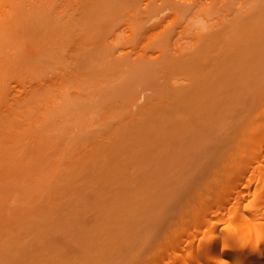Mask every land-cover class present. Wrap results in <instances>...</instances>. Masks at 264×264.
Returning a JSON list of instances; mask_svg holds the SVG:
<instances>
[{
    "label": "rangeland",
    "instance_id": "obj_1",
    "mask_svg": "<svg viewBox=\"0 0 264 264\" xmlns=\"http://www.w3.org/2000/svg\"><path fill=\"white\" fill-rule=\"evenodd\" d=\"M237 3L29 0L20 6L9 40L25 44L6 76L9 96L23 93L11 76L17 66L38 64L46 87L64 71L79 74L70 71L75 78L67 86L64 75L68 114L61 115L60 99L51 103L61 113L44 122L39 111L30 118L31 135L16 125L21 140L9 143L8 128L9 137L0 136V264H143L155 257L170 225L192 208L186 198L196 192L186 195L188 185L214 179L234 148L224 133L250 113L256 82L264 83V0ZM0 52L6 65L8 46ZM27 78L21 77L24 87H36L38 79ZM145 106L150 138L140 148L135 132ZM141 242L150 246L142 251Z\"/></svg>",
    "mask_w": 264,
    "mask_h": 264
},
{
    "label": "bare ground",
    "instance_id": "obj_2",
    "mask_svg": "<svg viewBox=\"0 0 264 264\" xmlns=\"http://www.w3.org/2000/svg\"><path fill=\"white\" fill-rule=\"evenodd\" d=\"M27 1L29 0H0V47L4 45L8 46L10 51L8 55L10 62H7L6 65L0 63V136L6 135L9 137L6 132L10 130L13 131L11 133H14L13 128L16 125H18L17 127H19V125L20 127L23 126V128L19 127L21 130L18 129L21 133L29 134L36 125L33 123L35 119L30 118L36 115L38 111L42 112L41 115H37L42 118V122L46 120L45 118H52L54 113H58L60 110L64 109L65 111L64 113L62 112L61 115L66 114L69 107L68 105L72 102L71 99V102H68V99L64 98V96L69 97L65 95V92H67L65 91L67 86L66 83L68 84V82H71L69 80L75 78L72 76V72L76 69H73L74 71L70 70L72 71L71 74L68 70L67 72L69 74L65 71L62 72L64 74L58 72L59 75L57 77L54 76L55 78L53 81L49 80L50 85L46 87L45 83H42L44 77L41 80L38 79L43 76L41 75L42 71H37L36 66H38V64H36L35 67L34 65H27L28 67L23 66L22 69L20 68L21 71L20 69H16L18 66L15 68L11 76L15 75L14 77L17 78L14 79H19L18 81L15 80V83L17 82L16 84H18L19 82L18 85L23 86V89H21L22 87L20 88L16 85L19 87L18 91L23 93L20 95L18 94L17 97L9 96L6 76L12 71V64L19 61L17 53L22 45L25 44L23 41L24 38L20 39L14 36L9 40V32L11 28H13V31L15 30L14 27L16 24L13 23L15 14L20 6L27 3ZM236 1L237 0H233V5H236L237 2L243 4V0ZM99 40L100 39L96 40V42H99ZM10 41L11 44L7 45L6 42ZM29 50L31 51V55L36 54V50L33 48ZM0 60H2L1 52ZM66 73L68 77L69 75L70 77L72 76L71 78L66 76V80L68 81L64 78ZM75 73L79 74L76 71ZM77 74L76 79L79 76ZM32 75L35 79L31 77ZM23 76L33 79L32 81L38 79L36 87L35 85L33 86L32 83L31 85L33 88L30 87L26 89L24 84L27 83H24L21 79ZM260 77L261 76H259V78ZM76 79L74 80L76 81ZM78 79V84L76 83V85L83 87V84L86 82L81 78ZM29 81L28 83L32 82ZM63 82L66 86L62 84ZM96 83H98V81ZM256 83H258L256 88L258 92L256 93L255 100L253 99L254 103L250 113L245 117H237L233 121V125L229 126L231 130L228 127L224 133L225 141L229 142L231 148L234 147L232 148L233 151L234 149L236 150L237 147L238 152L234 151L235 154H232L233 152L231 150L228 159L227 156V160L224 159L226 162H223L222 165L220 164L221 167L220 165L218 166V172L214 179L212 178L211 181L205 183L204 187L200 185L196 188V184L188 185L186 195L191 192H196L194 199L186 198L188 203L192 205V208L187 211L180 220L170 225L168 233L160 242V251L151 260L143 258V264H264V83L260 86H263V88L259 87V83H261L260 79H258ZM58 86L63 88L62 91L58 89ZM96 86L97 85H94L93 88L95 89ZM99 86L100 85H98L97 88ZM13 89L14 88H12V91ZM85 89H87V87H85ZM55 92L56 96L53 95ZM51 94L56 97V101L51 100V98H55L52 97ZM42 96L44 104L41 103L39 105L37 102L41 100ZM37 98L39 99L38 101ZM60 99L65 102L60 105L63 109L58 108V110L53 106L55 104L52 105V103H57V100ZM45 100H47V102ZM145 105L147 106V104ZM64 106L68 107L65 108ZM145 107L142 110L144 112L140 111L139 113H142V115H140L142 116V121L137 122L138 128L135 132L137 136L136 139L140 141L137 140L140 148L141 140L145 143L144 138H150L148 126L150 125L151 117L149 113L145 112L148 108ZM68 112L69 110L67 114ZM244 123V126L250 128V132H248L249 129L244 130V126L242 127ZM72 129H74V127ZM3 130L6 134H3ZM15 133L11 136L13 140L9 139V143L12 141L11 144L22 138L20 132L16 133L17 135ZM40 133V137L43 138V133ZM14 135L16 139L17 137L20 139H15V141ZM45 143L47 144V142ZM144 148L145 153H148L146 152L148 151V149L146 150V146ZM140 150L141 149H139V151ZM4 152L7 151L5 150ZM9 157L10 156H8V158ZM11 162L9 165L12 166ZM23 165L22 163V166ZM146 197L147 195L143 197L142 202H144V198L147 201L148 198ZM195 203H199V205L195 207ZM144 204L145 203L142 205L143 208H145ZM149 246V243L141 242L139 244V249L143 251ZM131 264H137V262H132Z\"/></svg>",
    "mask_w": 264,
    "mask_h": 264
}]
</instances>
